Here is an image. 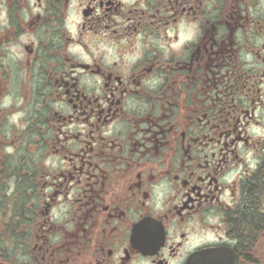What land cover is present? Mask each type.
<instances>
[{
	"label": "flooded vegetation",
	"instance_id": "flooded-vegetation-1",
	"mask_svg": "<svg viewBox=\"0 0 264 264\" xmlns=\"http://www.w3.org/2000/svg\"><path fill=\"white\" fill-rule=\"evenodd\" d=\"M0 264H264V0H0Z\"/></svg>",
	"mask_w": 264,
	"mask_h": 264
},
{
	"label": "rangeland",
	"instance_id": "rangeland-1",
	"mask_svg": "<svg viewBox=\"0 0 264 264\" xmlns=\"http://www.w3.org/2000/svg\"><path fill=\"white\" fill-rule=\"evenodd\" d=\"M7 211V203L3 204L1 207H0V211Z\"/></svg>",
	"mask_w": 264,
	"mask_h": 264
}]
</instances>
